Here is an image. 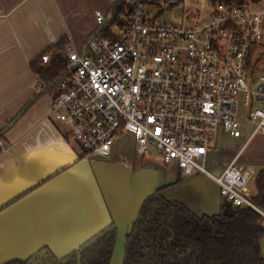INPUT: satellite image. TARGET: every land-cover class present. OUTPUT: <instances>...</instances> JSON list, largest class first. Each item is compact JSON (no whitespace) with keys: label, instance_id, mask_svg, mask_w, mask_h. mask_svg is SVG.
I'll use <instances>...</instances> for the list:
<instances>
[{"label":"built area","instance_id":"obj_1","mask_svg":"<svg viewBox=\"0 0 264 264\" xmlns=\"http://www.w3.org/2000/svg\"><path fill=\"white\" fill-rule=\"evenodd\" d=\"M181 1L189 0H123L118 16L97 12V30L84 50L65 51L68 74L50 116L89 155L108 158L131 135L138 158L160 155L184 181L205 176L234 208H251L264 219L249 192L258 172L239 162L251 139L264 135V72H257L264 65L254 56L264 40V12L256 0H206L208 19L196 28L150 14L153 5L167 10ZM243 120L251 127L246 142L214 174L206 159L217 135L242 138Z\"/></svg>","mask_w":264,"mask_h":264},{"label":"crops","instance_id":"obj_2","mask_svg":"<svg viewBox=\"0 0 264 264\" xmlns=\"http://www.w3.org/2000/svg\"><path fill=\"white\" fill-rule=\"evenodd\" d=\"M114 2L0 0V131L7 129L0 136V264L62 260L112 224L118 235L110 264H123L129 226L145 199L184 181L176 167L138 158L131 137L117 142L108 158H81L69 129L50 116L49 97L6 127L43 90L31 62L65 35L76 50L84 43V50L97 30V12L108 15ZM256 9L264 12V0ZM254 53L264 62V43ZM237 153L209 170L220 174ZM239 162L259 172L264 148L242 161L240 154ZM249 192L258 194L256 187ZM165 196L198 215L223 212L220 188L207 177L184 181Z\"/></svg>","mask_w":264,"mask_h":264},{"label":"trees","instance_id":"obj_3","mask_svg":"<svg viewBox=\"0 0 264 264\" xmlns=\"http://www.w3.org/2000/svg\"><path fill=\"white\" fill-rule=\"evenodd\" d=\"M116 1L112 9L118 16L124 10V4L123 0L118 4ZM68 46L69 39L65 35L31 62L32 72L44 85L35 95L33 104L66 78L68 61L64 54ZM47 54L51 59L44 64L42 58ZM4 132L5 129L0 131V135ZM85 156L89 154L82 152L81 158ZM183 182L162 187L145 199L137 220L131 225V232L127 233L123 264H264L261 251L264 231L260 228L264 224L263 217L248 207L234 208L233 216L223 213L198 215L184 203L165 196L167 191ZM255 187L258 194L253 197V202L264 211V166L255 178ZM117 235V227L112 224L59 263L110 264ZM78 254L79 262H70ZM32 260H13L6 264H33Z\"/></svg>","mask_w":264,"mask_h":264},{"label":"rangeland","instance_id":"obj_4","mask_svg":"<svg viewBox=\"0 0 264 264\" xmlns=\"http://www.w3.org/2000/svg\"><path fill=\"white\" fill-rule=\"evenodd\" d=\"M161 1L164 2L165 0H161ZM207 12L208 10H207L206 0H189L186 3L181 1L178 5L170 9H167V10L164 9L161 3H159V5H153L150 7V14L152 16L158 15V18L160 20H163L167 23L179 25V26H181L182 24H185L187 28H196L202 22H205L208 19ZM197 14H199V18L195 17V15ZM184 17L187 18L189 21L184 22L183 21ZM263 43H264V40H263ZM83 45L84 43H82L81 47L77 50L81 51ZM262 58H264V56H262ZM261 65H264V62L262 60H261ZM257 72L263 73L264 69L261 68V66H259ZM55 92H56V89L53 90L51 93L46 94L45 97L46 98L49 97L52 99ZM242 122H243L244 132L248 135L249 132L246 129L250 130L251 127L247 125L246 121L243 120ZM247 135H245V139L244 138L234 139L228 136L227 134L217 135V138L215 142L213 143L212 148L209 152V156H208L209 161H207L206 163L207 169L208 170L211 169L210 167L214 166V164L223 162V160H225L228 156H231V155L233 156L237 152L239 153L240 150L242 149L244 142H246L248 138ZM130 137L134 140V138L131 135H125L123 137V140L130 142L131 140ZM72 142L76 144L77 148L78 147L81 148L80 145L76 142V140L73 139ZM263 148H264V136L261 133L256 134L251 139V141L248 143V145L245 147V149L242 151L241 161L243 159H246V157L250 153L251 155L260 154L263 151ZM147 157L148 158H146L145 160L148 163L152 165L163 166V160L160 155L153 154ZM251 158L252 157L250 156V159ZM201 177H205V176H201ZM209 180L212 181L215 185H217L213 180L211 179ZM249 189L251 190L255 189V185L253 182L250 184ZM35 264H56V261L48 260V258H46L45 261L38 260Z\"/></svg>","mask_w":264,"mask_h":264},{"label":"water","instance_id":"obj_5","mask_svg":"<svg viewBox=\"0 0 264 264\" xmlns=\"http://www.w3.org/2000/svg\"><path fill=\"white\" fill-rule=\"evenodd\" d=\"M120 2V0H117L116 1V4H118ZM113 10L114 9H112L111 11H110V13H109V16H111L112 15V13H113ZM46 92H43L42 94H45ZM40 95H38V97H39ZM36 101V98H33L31 101H30V103L24 108V110H23V112H22V114L14 121V123L28 110V108L34 103ZM14 123H12L11 125H10V127L14 124ZM7 131V129L5 130V132ZM4 132V133H5ZM4 133H2L1 135L3 136L4 135ZM0 135V136H1ZM222 207H223V215H225V216H233L234 215V213H235V209H234V207H233V205H232V203L230 202V201H228L227 199H225V198H222ZM132 225V224H131ZM129 226V230H128V233L129 232H131V230H132V226ZM260 228L264 231V225H260ZM261 251H262V256H263V260H264V239L261 241Z\"/></svg>","mask_w":264,"mask_h":264},{"label":"flooded vegetation","instance_id":"obj_6","mask_svg":"<svg viewBox=\"0 0 264 264\" xmlns=\"http://www.w3.org/2000/svg\"><path fill=\"white\" fill-rule=\"evenodd\" d=\"M77 251H79V250H77ZM69 255H70V254H69ZM65 258H66V257H65ZM65 258H63L62 260H64ZM79 259H80V255L78 254L75 258H73V259L71 258V261H70V260H69V261L72 262V260H73V262L76 261V262L78 263V262H79ZM62 260H61V261H62ZM59 261H60V260H57V261H56V264H60ZM66 261H67V260H66ZM62 264H63V263H62Z\"/></svg>","mask_w":264,"mask_h":264}]
</instances>
